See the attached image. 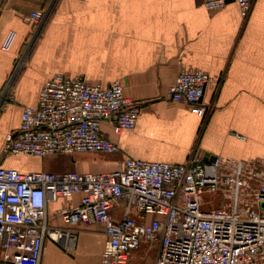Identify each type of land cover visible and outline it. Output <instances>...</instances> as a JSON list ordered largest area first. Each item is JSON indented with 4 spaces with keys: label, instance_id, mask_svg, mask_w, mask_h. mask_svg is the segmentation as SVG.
<instances>
[{
    "label": "crops",
    "instance_id": "1",
    "mask_svg": "<svg viewBox=\"0 0 264 264\" xmlns=\"http://www.w3.org/2000/svg\"><path fill=\"white\" fill-rule=\"evenodd\" d=\"M205 2L6 0L0 7V163L22 171L100 172L117 168L125 157L170 163H183L192 154L264 158V0H255L245 18L235 0L218 10L208 9ZM48 8L49 17L30 45L38 25L27 16ZM10 30L17 37L10 50H3ZM183 71L215 78L203 96V101L215 98V108L205 119L169 99V89ZM56 73L105 86L120 79L125 94L143 105L135 127L115 134V119L102 122L104 134L118 143L113 153L20 154L31 161L26 164L12 155L3 158V145L19 129L23 107L38 104L44 83ZM7 88L15 93L9 104L3 103ZM80 198L75 194L72 201ZM65 203L63 198L50 203L51 228L64 227L55 211ZM112 211L121 216V208ZM73 230V242L69 236L46 238L40 264H102L104 225ZM158 249L157 242L143 243L127 264H154Z\"/></svg>",
    "mask_w": 264,
    "mask_h": 264
},
{
    "label": "built area",
    "instance_id": "2",
    "mask_svg": "<svg viewBox=\"0 0 264 264\" xmlns=\"http://www.w3.org/2000/svg\"><path fill=\"white\" fill-rule=\"evenodd\" d=\"M247 17L255 0H235ZM226 0H206L210 10ZM50 8L27 18L39 34ZM17 33L7 32L2 49L10 50ZM16 64V73L25 61ZM214 76L183 71L169 99L207 118L215 98L203 101ZM12 86L8 84V87ZM11 88V87H9ZM9 92L5 104L15 101ZM143 105L127 96L120 79L105 86L79 75L56 73L46 80L35 106H24L15 136H8L3 158L22 154L46 157L77 152L118 151L102 122L115 119L113 132L135 127ZM81 194L77 203L75 194ZM64 227L48 224L49 205ZM264 158L238 160L192 154L183 163L125 157L108 171H22L0 163V264H40L50 237L76 239L73 228L104 225L107 239L102 264H127L143 243H158L154 264H264ZM122 210L121 216L113 208ZM64 246L68 243L62 242Z\"/></svg>",
    "mask_w": 264,
    "mask_h": 264
},
{
    "label": "rangeland",
    "instance_id": "3",
    "mask_svg": "<svg viewBox=\"0 0 264 264\" xmlns=\"http://www.w3.org/2000/svg\"><path fill=\"white\" fill-rule=\"evenodd\" d=\"M50 12H51V10H49V13H48V15H47L45 21H46L47 18L49 17ZM11 159H12V160L19 161V162L22 163V164H26V163H30V162H31L28 158L22 157L20 154L12 155V156H11ZM263 204H264V203H263Z\"/></svg>",
    "mask_w": 264,
    "mask_h": 264
},
{
    "label": "water",
    "instance_id": "4",
    "mask_svg": "<svg viewBox=\"0 0 264 264\" xmlns=\"http://www.w3.org/2000/svg\"><path fill=\"white\" fill-rule=\"evenodd\" d=\"M227 2H229V1H233V0H226ZM1 104H2V102L0 101V106H1ZM16 135V133L13 135V136H15ZM207 156H209L208 154H206ZM215 159V156H213L212 158H211V160H214Z\"/></svg>",
    "mask_w": 264,
    "mask_h": 264
},
{
    "label": "trees",
    "instance_id": "5",
    "mask_svg": "<svg viewBox=\"0 0 264 264\" xmlns=\"http://www.w3.org/2000/svg\"><path fill=\"white\" fill-rule=\"evenodd\" d=\"M6 2V0H0V7ZM43 28V27H42Z\"/></svg>",
    "mask_w": 264,
    "mask_h": 264
}]
</instances>
